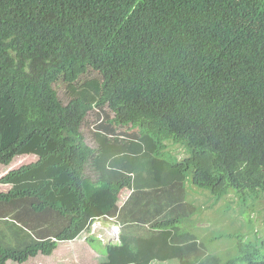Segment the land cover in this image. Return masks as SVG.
Masks as SVG:
<instances>
[{"label":"trees","instance_id":"trees-1","mask_svg":"<svg viewBox=\"0 0 264 264\" xmlns=\"http://www.w3.org/2000/svg\"><path fill=\"white\" fill-rule=\"evenodd\" d=\"M105 108L91 147L81 129ZM21 155L37 161L0 181L20 245L0 244V264L50 256L108 216L150 226L103 264H264V240L223 263L182 227L197 189L264 194V0H0V165ZM125 186L158 195L118 207Z\"/></svg>","mask_w":264,"mask_h":264},{"label":"rangeland","instance_id":"rangeland-1","mask_svg":"<svg viewBox=\"0 0 264 264\" xmlns=\"http://www.w3.org/2000/svg\"><path fill=\"white\" fill-rule=\"evenodd\" d=\"M105 111L106 108L103 112H99L97 109L91 110L81 129L86 143L91 147H96L93 136L96 133V125L103 121L106 114L112 117L110 112L104 113ZM97 115H101L99 121H97ZM132 130L121 128L117 129V132L130 133V131L133 132ZM168 151L178 160H182L187 156L186 149L178 145H170ZM36 161L37 157L34 155L14 157L8 165H0V181L8 173ZM88 176L93 178V175L89 172ZM10 189V185H4L0 182V194H7ZM156 190L151 186H147V188L135 194L136 191L132 187L125 186L118 195L117 206L123 207L130 197H139L142 193L146 200H150L154 195H158ZM237 194L231 190L228 195L217 201L208 191L197 189L185 196V200H194L193 204L198 207V210L192 218L182 221L183 229L193 232L200 241H204L208 251L219 256L223 263L238 256V244L243 246L252 243L258 246L260 241L264 240V194L256 202H254L255 198L251 196L244 197V199L237 202ZM245 201H247L246 208L244 206ZM163 216L164 214H159L157 217L161 218ZM9 218L0 219V244L20 248L15 239L14 223ZM149 226L148 224L136 225L130 229V232L134 233L140 229L145 230V227ZM123 228L125 226L118 216L96 219L90 225L89 230L82 232L75 240L58 243L57 249L50 256L38 254L29 258L23 264H103L105 247L109 244L120 246V236ZM91 238L93 241L90 240ZM131 246L135 247V244H131ZM135 253L139 255V252ZM150 256L141 257L145 260V264L151 262H154V264H167V260H160L156 257L151 259ZM8 264L21 263L9 262Z\"/></svg>","mask_w":264,"mask_h":264},{"label":"crops","instance_id":"crops-1","mask_svg":"<svg viewBox=\"0 0 264 264\" xmlns=\"http://www.w3.org/2000/svg\"><path fill=\"white\" fill-rule=\"evenodd\" d=\"M122 234H124V233H128V234H130V233H133V232H130V229H127V228H123V231L121 232ZM145 232L141 229V230H139V231H135L134 232V234L135 235H137V236H145V234H144ZM164 238H165V236H164ZM105 257V260L104 261H106L107 259H106V256H104ZM103 261V263H105ZM149 264H154V262H151V263H149ZM167 264H179V262L177 261V260H172V259H170V260H167Z\"/></svg>","mask_w":264,"mask_h":264}]
</instances>
